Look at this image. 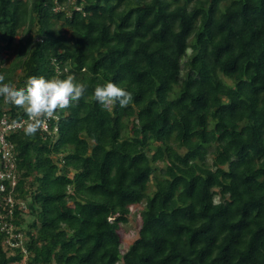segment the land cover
Segmentation results:
<instances>
[{
	"label": "trees",
	"instance_id": "16d2710c",
	"mask_svg": "<svg viewBox=\"0 0 264 264\" xmlns=\"http://www.w3.org/2000/svg\"><path fill=\"white\" fill-rule=\"evenodd\" d=\"M0 73L88 86L48 131L6 134L23 242L0 228V264H264V0H0ZM108 82L132 104L103 110Z\"/></svg>",
	"mask_w": 264,
	"mask_h": 264
},
{
	"label": "clouds",
	"instance_id": "9594fccd",
	"mask_svg": "<svg viewBox=\"0 0 264 264\" xmlns=\"http://www.w3.org/2000/svg\"><path fill=\"white\" fill-rule=\"evenodd\" d=\"M5 81V74L0 73V98L6 104L23 109L28 120L22 127L25 135L30 137L46 131L49 120L59 119L61 113L77 106L88 87L72 75L63 79L33 76L21 88ZM93 95L102 109L108 112L116 105L126 108L133 102L132 93L113 82L97 85Z\"/></svg>",
	"mask_w": 264,
	"mask_h": 264
},
{
	"label": "built area",
	"instance_id": "2783aa9c",
	"mask_svg": "<svg viewBox=\"0 0 264 264\" xmlns=\"http://www.w3.org/2000/svg\"><path fill=\"white\" fill-rule=\"evenodd\" d=\"M28 120L23 118L20 121H10L6 110L0 118V160L2 168H0V200L3 205L7 207V211H3L0 207V228L6 232V242L15 247L21 245L23 242V233L21 231H14V224L11 217L14 213L16 199L13 195V188L17 183L16 177V157L13 152V144L7 139V132L13 129L21 128L22 124ZM50 120L47 122V130H49ZM57 127L55 130L57 131ZM9 182V183H8ZM11 189H10V188ZM26 253V249L23 247Z\"/></svg>",
	"mask_w": 264,
	"mask_h": 264
},
{
	"label": "rangeland",
	"instance_id": "374dc122",
	"mask_svg": "<svg viewBox=\"0 0 264 264\" xmlns=\"http://www.w3.org/2000/svg\"><path fill=\"white\" fill-rule=\"evenodd\" d=\"M22 33L20 32V36ZM14 57V53H11L6 62H9ZM165 163H159L160 166H163ZM150 192L154 190V183L151 182ZM144 207L143 204L135 205L131 208V215L129 221L123 225L122 233V249L127 250L129 245L136 239L140 226L142 224L141 211Z\"/></svg>",
	"mask_w": 264,
	"mask_h": 264
}]
</instances>
